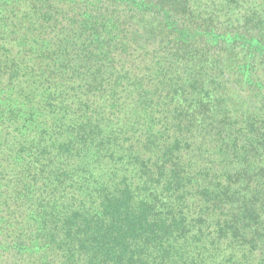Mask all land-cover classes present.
I'll list each match as a JSON object with an SVG mask.
<instances>
[{
  "label": "trees",
  "instance_id": "obj_1",
  "mask_svg": "<svg viewBox=\"0 0 264 264\" xmlns=\"http://www.w3.org/2000/svg\"><path fill=\"white\" fill-rule=\"evenodd\" d=\"M0 264H264V0H0Z\"/></svg>",
  "mask_w": 264,
  "mask_h": 264
}]
</instances>
